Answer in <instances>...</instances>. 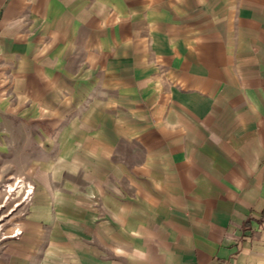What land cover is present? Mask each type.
Returning <instances> with one entry per match:
<instances>
[{
    "label": "crops",
    "instance_id": "obj_1",
    "mask_svg": "<svg viewBox=\"0 0 264 264\" xmlns=\"http://www.w3.org/2000/svg\"><path fill=\"white\" fill-rule=\"evenodd\" d=\"M8 95L61 121L40 263L264 264V0H0Z\"/></svg>",
    "mask_w": 264,
    "mask_h": 264
},
{
    "label": "rangeland",
    "instance_id": "obj_2",
    "mask_svg": "<svg viewBox=\"0 0 264 264\" xmlns=\"http://www.w3.org/2000/svg\"><path fill=\"white\" fill-rule=\"evenodd\" d=\"M60 123L37 105L18 102L12 95L0 101V264H46L44 259L40 263L37 246L30 245L31 251L29 244L24 246L22 235L7 237L23 231V222L32 213L40 168L52 164L59 153L55 127ZM21 185L24 191L18 194ZM24 252L29 254L26 262L21 259ZM47 264H54L53 260Z\"/></svg>",
    "mask_w": 264,
    "mask_h": 264
},
{
    "label": "bare ground",
    "instance_id": "obj_3",
    "mask_svg": "<svg viewBox=\"0 0 264 264\" xmlns=\"http://www.w3.org/2000/svg\"><path fill=\"white\" fill-rule=\"evenodd\" d=\"M21 187H22V188L17 192L18 194H21V193L24 191L23 189H24L25 186H24V185H21ZM18 188H19V187H18ZM29 192H30V191H29ZM31 192H33V190H31ZM28 194H29V193H28ZM30 195H31V194H29V195H27V196H29V198H30ZM27 196H26V197H27ZM26 197H25V198H26ZM29 198H28V199H29ZM20 234H21V231H19V232H18L17 234H15L14 236L17 237V236L20 235Z\"/></svg>",
    "mask_w": 264,
    "mask_h": 264
}]
</instances>
